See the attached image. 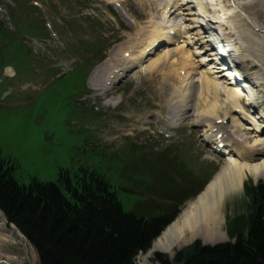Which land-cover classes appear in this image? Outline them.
I'll list each match as a JSON object with an SVG mask.
<instances>
[{
  "label": "rangeland",
  "instance_id": "obj_1",
  "mask_svg": "<svg viewBox=\"0 0 264 264\" xmlns=\"http://www.w3.org/2000/svg\"><path fill=\"white\" fill-rule=\"evenodd\" d=\"M115 1L54 0L52 4L54 6L51 9L49 7L45 8L46 12L43 15L53 28L57 30V40L55 42H61L64 45V47L59 46L58 50L61 52L59 53L56 49L58 46L56 44L53 46L52 43L54 42L49 41V47L46 50L52 55L53 59L49 53H44L45 55H43L44 58L56 61L55 65L60 69L57 75L60 76V74L70 71L77 64V62H74L78 61L66 46V44L74 45L75 42L71 40L73 34L65 30L62 22L66 24L68 21L78 20L76 25L80 24L82 28L86 29L85 34H81L84 31L77 30L74 32L78 40L86 36L90 40H97L101 43V39H103L105 41L103 48H101L103 50H107L110 46L109 51H111V46L115 43L117 46L114 45V48L121 45V50L119 51L123 52L135 44L134 38L141 33V28L149 18V11L152 14L155 13L154 5L151 2L149 4V0H135V2L134 0H117L121 2L123 11L129 15L131 13L137 22L135 25H129L125 18H118L117 16L113 18L114 16H111V12L115 13L112 7V3ZM140 3H142V6L139 7L138 4ZM211 3L212 0H210ZM88 16H90L89 21L94 25L92 29L95 32V36H92L90 28L87 30L89 25L83 24L84 19H87ZM255 19L264 30V11H259ZM237 26L240 32L252 30L245 23ZM243 27L244 29H242ZM215 28H219V26L216 25ZM77 38H74L75 41ZM245 42L248 44L247 39ZM106 56L108 57V54ZM174 68L178 69L179 66ZM41 69L46 71L48 68L41 67ZM167 70L169 72L173 70V67ZM79 72L81 73V70H74L70 76L58 79L46 89L34 93L30 98L32 104L29 107L21 106L19 108L18 104L13 106L15 104L14 96L23 100L24 96L22 95H10L3 103L1 101L4 99L0 97V105H7V108H0V157L16 159L19 164L16 179L20 184H27L30 177H36L45 182L56 181L61 169L68 170L70 174H74L82 165L96 164V159L90 156L88 151L87 141L91 136L90 143L103 148L108 147L109 151L107 153L115 154L122 149L119 145L123 144L122 139L125 136L132 139L134 135H140L139 132L144 134L148 128L151 133H154L153 127L159 125V123L162 126L163 121H165L167 116L166 103L168 105L174 101L171 96V90H175L178 83H180V78L177 81L176 76L173 77L172 75L166 80L165 86L162 87L161 81L165 78V71L162 73L156 71L148 73L143 68L140 71H134L117 86L116 91L111 93L109 99L103 100L104 106L100 105L99 100L93 103L96 109L92 107L91 112L95 116L100 115L93 117L90 115L91 113L89 114L76 104L77 99L83 92L84 94L87 92L90 97L97 94L94 93L91 86L93 79L91 83L89 81L91 76L89 75L83 85L82 79H77V76H75ZM39 76H41V73ZM26 78L28 77H19L21 81L26 80ZM43 78L48 77H40V79ZM47 80L42 82L45 83ZM103 80L104 78L101 79V82ZM149 80H151L150 83L148 82ZM166 89H168V92H166ZM16 90L21 92L19 88ZM165 92L167 95L169 94L167 101ZM219 95L220 99L224 101L223 95ZM170 97L171 99H169ZM86 99L87 96L82 101ZM220 103L221 101L219 100ZM199 106L202 108L199 113L205 110L212 112L208 103ZM195 108L199 107L196 106ZM219 115L222 117L223 113L219 111L217 116ZM259 118L264 120L261 117ZM190 124L192 125L191 121H187L185 123L186 126L183 125L177 133L174 130L169 131L175 134L169 140H158L155 135L153 139L156 142H160L155 147L156 150H162L165 147L171 148L172 145L179 146L182 152L178 151V161H183L184 167L194 175L193 179L196 181L194 185L196 186L210 172L216 173L224 160L223 157L212 154L208 148L202 145L199 137L202 128L194 129L191 128ZM249 129L251 130L252 128L249 126ZM148 135H144V138L136 137L135 139L143 140ZM252 135L253 132L251 136L247 134L244 137L252 139ZM259 135L262 137L261 134ZM263 153L262 149L260 154L252 153V156L255 159H259ZM224 156H226V153H224ZM132 176L138 180L137 174H132ZM122 183L123 181L118 179L120 186H122ZM246 184L264 186V176L256 178L251 173H246L240 189L226 195L222 202L220 237L218 234L212 241H196L203 245L205 243L213 245L224 242L225 238L222 232L226 230L227 218H232L243 212L245 202L243 190L247 186ZM193 189L195 190V188ZM175 194L181 198L184 192L175 191ZM185 206L181 209V212L186 208ZM3 221L4 218L0 213V264H38L37 255L31 246L27 242H23V239L19 237L17 232H13L12 228L3 226ZM162 233L152 241L148 252L137 256L136 264H161L163 260H167L171 264L177 251L195 242L191 241L181 248L174 249L171 252L174 254L171 258L166 253L163 254L162 251H150Z\"/></svg>",
  "mask_w": 264,
  "mask_h": 264
},
{
  "label": "trees",
  "instance_id": "obj_2",
  "mask_svg": "<svg viewBox=\"0 0 264 264\" xmlns=\"http://www.w3.org/2000/svg\"><path fill=\"white\" fill-rule=\"evenodd\" d=\"M18 2L19 9L11 13V21H20L17 33L0 20L2 66L26 65L24 59L31 52L14 40L19 35H46L42 22L30 14L36 10ZM8 38L11 41L1 47ZM75 76L83 80L85 75L81 71ZM88 151L96 164L82 165L74 174L61 169L56 181L30 177L27 184L16 179L17 161L0 157V212L34 248L39 264H135L137 255L150 248L182 205L180 199L169 211L161 203L136 205L142 194L130 188L131 178L117 173L131 164L107 161L110 156L107 159L99 148ZM107 162L111 163L103 167ZM118 179L127 185L120 194L123 200L115 191ZM244 195L243 212L227 222L232 243L209 248L195 242L176 252L171 264H264V188L247 185ZM124 206L132 212L124 213Z\"/></svg>",
  "mask_w": 264,
  "mask_h": 264
},
{
  "label": "bare ground",
  "instance_id": "obj_3",
  "mask_svg": "<svg viewBox=\"0 0 264 264\" xmlns=\"http://www.w3.org/2000/svg\"><path fill=\"white\" fill-rule=\"evenodd\" d=\"M154 1L157 3L158 8L163 9L161 12L162 17L160 20H151L149 22V38L142 37L140 43L136 44L141 46L147 44V49L139 50L136 54H132L127 62L123 61L120 67L115 68L111 75L105 77L102 82L100 77L101 75L105 76L106 69L99 70L95 78H93L92 86L95 90L107 93L111 89L107 83L113 86L128 72L134 71L135 68H143L148 73L152 71L162 73L165 71L166 75L163 74L165 78L161 81L162 87H164L166 80L172 75L173 77L176 76L178 81L180 78L178 73H181L183 70L185 78L178 83L175 90H171V96L174 101L167 105L171 122L191 121L194 128H203L205 139L211 140L214 145L220 143L225 145L223 155L226 153V156L223 157L224 162L215 176L210 180L205 189L193 201L187 204L186 208L183 209L174 222H171L151 247L150 251H162L163 254L166 253L172 258L174 254L171 252L174 249L181 248L191 241H212L218 234L220 237L219 232L222 223L221 205L226 195L240 189L246 173H251L256 178L264 176V153L259 159L256 158L257 160L252 156V153L260 154L262 149L264 151V139L258 134L261 132L259 128L251 129V134L253 132L252 139L238 134L239 130H241L240 123L242 118H238L239 116L237 115L243 113L242 109L244 110V108L238 106L239 100L236 95L241 94L238 88L233 90L230 85L238 87L239 84H230V82L224 79V77L230 76V74H221L222 70H226L224 69L225 66H214L218 64L217 62H221V60H218L219 55L213 52L210 55V60H213L214 64H211L206 69L201 68L204 62L209 61L207 57L201 60V55L220 47V44L214 39L216 38L214 36L215 29L212 24H205L204 22H200V18V20L195 18L194 7H196L197 11H201V0H199L198 4L197 0H192L191 3H194V7L190 6L192 4H190L189 0ZM223 1L225 4L221 7V14H217V16L208 15L207 18L209 17L214 20V23L222 25L220 28L226 36L228 35V31L235 33L237 40L233 38L230 40L238 41L245 51L246 59L243 61L246 60L248 62L250 60L251 63L249 64L259 67L256 70L255 79L261 83L257 82L256 87L258 90L260 89L259 94L264 97V30L255 19L259 11H264V0ZM177 18H179L178 22L182 23L179 26L176 23ZM162 20L164 21L163 24L159 23ZM170 21H172L175 27H179L175 31V35L184 41L176 49L164 48L163 50H158V47H156L154 55L146 59L149 55L146 51H152L157 44L163 42L164 44H168V46L176 45L175 43L178 39L168 36L169 29L166 26L168 27ZM244 23L245 25L248 24L252 30L240 32L237 25ZM244 39L248 40V44ZM212 42L216 45H213ZM184 43L187 44V47H198L197 49L194 48L195 50L192 53L188 48L186 50L183 48ZM200 43L205 48L202 49ZM211 45H213L212 48H210ZM192 57H199V61L192 65ZM176 66L181 67L180 70L179 68H174ZM172 67L173 70L167 72V69ZM231 92L234 93L231 94ZM219 94L223 95L224 101L220 99ZM219 100L221 101L220 104ZM204 103L210 104L209 107L212 112L205 110L199 113L202 109L199 105L202 106ZM196 106L199 108L196 109ZM219 111L223 113V118L217 116ZM192 112L194 113L192 114ZM230 112L233 114V120L231 124L232 130L229 132L224 130L228 126H223L222 123L224 117L228 116ZM259 117L264 119V114H261ZM259 117H257V121L261 129L264 127V120L261 122ZM218 119H222L220 123H216ZM243 129L246 131L250 130L247 126H244ZM219 134L220 138H218ZM247 134L250 133L248 132ZM250 139L251 141H249Z\"/></svg>",
  "mask_w": 264,
  "mask_h": 264
}]
</instances>
